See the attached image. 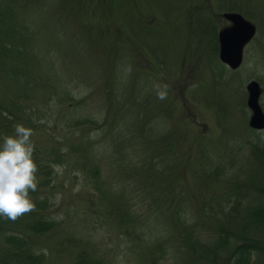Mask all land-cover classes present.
<instances>
[{
  "label": "rangeland",
  "instance_id": "rangeland-1",
  "mask_svg": "<svg viewBox=\"0 0 264 264\" xmlns=\"http://www.w3.org/2000/svg\"><path fill=\"white\" fill-rule=\"evenodd\" d=\"M225 12L256 26L236 69ZM251 80L264 0H0V134L31 127L38 166L0 264H264Z\"/></svg>",
  "mask_w": 264,
  "mask_h": 264
},
{
  "label": "clouds",
  "instance_id": "clouds-1",
  "mask_svg": "<svg viewBox=\"0 0 264 264\" xmlns=\"http://www.w3.org/2000/svg\"><path fill=\"white\" fill-rule=\"evenodd\" d=\"M32 135L23 122L14 125L13 134H0V218L15 221L36 207L30 195L38 184Z\"/></svg>",
  "mask_w": 264,
  "mask_h": 264
},
{
  "label": "water",
  "instance_id": "water-1",
  "mask_svg": "<svg viewBox=\"0 0 264 264\" xmlns=\"http://www.w3.org/2000/svg\"><path fill=\"white\" fill-rule=\"evenodd\" d=\"M224 17L229 19L231 24L218 32L219 56L222 61L232 68H236L242 61L243 47L255 34L256 27L238 13H225ZM246 88L248 92L247 105L252 111L249 125L254 128H263L264 113L258 99L261 93L264 94V89L262 90L255 80L247 83Z\"/></svg>",
  "mask_w": 264,
  "mask_h": 264
},
{
  "label": "trees",
  "instance_id": "trees-1",
  "mask_svg": "<svg viewBox=\"0 0 264 264\" xmlns=\"http://www.w3.org/2000/svg\"><path fill=\"white\" fill-rule=\"evenodd\" d=\"M259 211H260V210H258L257 213H259ZM236 251H237V253H238V252L240 251V249H239V248H236Z\"/></svg>",
  "mask_w": 264,
  "mask_h": 264
}]
</instances>
